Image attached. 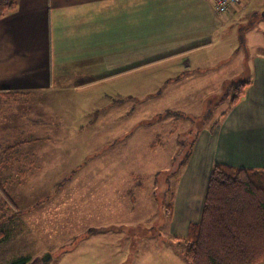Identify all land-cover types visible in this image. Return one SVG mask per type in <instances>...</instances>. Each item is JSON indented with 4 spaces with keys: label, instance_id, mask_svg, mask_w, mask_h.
Returning <instances> with one entry per match:
<instances>
[{
    "label": "rangeland",
    "instance_id": "rangeland-1",
    "mask_svg": "<svg viewBox=\"0 0 264 264\" xmlns=\"http://www.w3.org/2000/svg\"><path fill=\"white\" fill-rule=\"evenodd\" d=\"M236 21L207 54H190L193 74L176 60L151 63L16 106L15 140L27 147L0 169V264H188L167 207L188 216L198 201L189 192L205 189L197 145L230 107L229 99L216 105L227 85L241 77Z\"/></svg>",
    "mask_w": 264,
    "mask_h": 264
},
{
    "label": "crops",
    "instance_id": "crops-1",
    "mask_svg": "<svg viewBox=\"0 0 264 264\" xmlns=\"http://www.w3.org/2000/svg\"><path fill=\"white\" fill-rule=\"evenodd\" d=\"M263 8L264 0H242L222 14L216 12L215 0H17L16 7L0 20V89L20 93L0 106V117H5L0 140L7 143H0V169L14 161L9 154L15 149L20 154L26 151L17 150L27 146L16 143L24 141L20 143L24 145L27 140H15L16 106H26L32 97L43 99L46 92L90 87L151 63L176 60L182 63L177 68L193 74L197 67H192L190 54H207L215 35L237 19L240 29L244 28L245 53L235 62L242 78L234 80L249 83L240 100L200 135L197 150L206 162V186L189 194L202 204L197 201L188 216L183 208L180 216L174 205L168 214L175 227L173 235L178 232L185 237L189 224L200 219L215 163L264 168ZM10 139L14 140L10 143Z\"/></svg>",
    "mask_w": 264,
    "mask_h": 264
},
{
    "label": "trees",
    "instance_id": "trees-1",
    "mask_svg": "<svg viewBox=\"0 0 264 264\" xmlns=\"http://www.w3.org/2000/svg\"><path fill=\"white\" fill-rule=\"evenodd\" d=\"M16 4L17 0H0V20ZM248 83L243 80L229 83L216 105L225 99H229L230 107L236 104ZM18 94L0 89V106ZM167 208L171 214L173 205ZM3 235L0 222V239ZM177 241L185 246L184 258L188 264H259L264 261V168L215 163L209 172L200 219L190 223L187 235L177 237ZM29 262V258L22 257L12 264Z\"/></svg>",
    "mask_w": 264,
    "mask_h": 264
},
{
    "label": "built area",
    "instance_id": "built-area-1",
    "mask_svg": "<svg viewBox=\"0 0 264 264\" xmlns=\"http://www.w3.org/2000/svg\"><path fill=\"white\" fill-rule=\"evenodd\" d=\"M242 0H215V10L222 14L228 11L229 7L240 3Z\"/></svg>",
    "mask_w": 264,
    "mask_h": 264
}]
</instances>
